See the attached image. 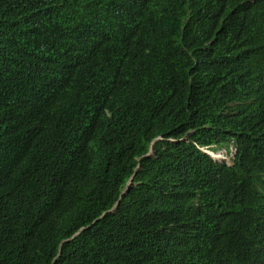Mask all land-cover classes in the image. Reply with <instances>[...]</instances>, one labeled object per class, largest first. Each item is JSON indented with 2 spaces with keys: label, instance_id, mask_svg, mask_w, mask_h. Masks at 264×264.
<instances>
[{
  "label": "trees",
  "instance_id": "1",
  "mask_svg": "<svg viewBox=\"0 0 264 264\" xmlns=\"http://www.w3.org/2000/svg\"><path fill=\"white\" fill-rule=\"evenodd\" d=\"M0 264H264V0H0Z\"/></svg>",
  "mask_w": 264,
  "mask_h": 264
},
{
  "label": "clouds",
  "instance_id": "2",
  "mask_svg": "<svg viewBox=\"0 0 264 264\" xmlns=\"http://www.w3.org/2000/svg\"><path fill=\"white\" fill-rule=\"evenodd\" d=\"M185 138H189V135H186ZM157 140V139H156ZM214 147V148H213ZM232 147V150L231 148ZM199 148L204 151L205 153H207L210 157H212L215 161H219V162H226L228 164H231L233 165L234 164V160H235V157H236V154H237V151H238V148H237V145L234 141L230 142V143H227V144H222V145H218V144H214L213 146L211 147H208V146H201L199 145ZM224 149L228 154L233 153V156L231 158V161H228V160H225V156L221 155L219 152V150H222ZM152 152H154V146L152 145V148L150 150V152L148 153V156H150L152 154ZM213 153H216L217 155H214ZM221 158V159H220ZM127 186V185H126ZM125 190V189H124ZM123 193V192H122ZM122 195V194H121ZM125 195V194H124ZM123 196H121L120 198H122ZM121 202V201H120ZM117 204V203H116ZM115 204V205H116ZM114 205V207H115ZM117 208L115 209H110L109 211H112V210H116ZM106 214V212L101 215V218Z\"/></svg>",
  "mask_w": 264,
  "mask_h": 264
},
{
  "label": "water",
  "instance_id": "3",
  "mask_svg": "<svg viewBox=\"0 0 264 264\" xmlns=\"http://www.w3.org/2000/svg\"><path fill=\"white\" fill-rule=\"evenodd\" d=\"M133 178H134V176H132V177L130 178V180L128 181L127 186L125 187V190L123 191V193H122L121 196H123L124 194H127V193H128L130 187L132 186ZM120 203H121V202H120V200H119V201L117 202V204L115 205V207H113V209L118 208V207L120 206Z\"/></svg>",
  "mask_w": 264,
  "mask_h": 264
},
{
  "label": "rangeland",
  "instance_id": "4",
  "mask_svg": "<svg viewBox=\"0 0 264 264\" xmlns=\"http://www.w3.org/2000/svg\"><path fill=\"white\" fill-rule=\"evenodd\" d=\"M231 148V150H232V147H230ZM217 152H219L221 155H223V156H225V160H228V161H231V158H232V156H233V153L234 152H232V153H230L229 155H228V153L224 150V149H222V150H219V151H217ZM221 159V158H220Z\"/></svg>",
  "mask_w": 264,
  "mask_h": 264
},
{
  "label": "bare ground",
  "instance_id": "5",
  "mask_svg": "<svg viewBox=\"0 0 264 264\" xmlns=\"http://www.w3.org/2000/svg\"><path fill=\"white\" fill-rule=\"evenodd\" d=\"M169 5H170V3H169ZM168 5V6H169ZM167 6V5H166ZM154 8V7H153ZM171 8V7H170ZM152 20V19H151ZM150 23H151V21H150ZM156 30V29H155ZM193 34V33H192ZM135 46V45H134ZM257 91V90H256ZM231 111V110H230ZM214 155H217L216 153H213ZM229 155V154H228ZM231 169V168H230ZM261 193V192H260ZM261 195V194H260ZM231 209V208H230Z\"/></svg>",
  "mask_w": 264,
  "mask_h": 264
}]
</instances>
